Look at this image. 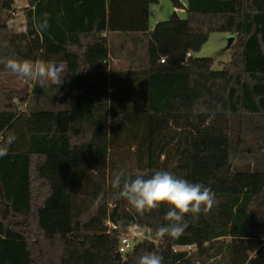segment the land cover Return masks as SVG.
Returning <instances> with one entry per match:
<instances>
[{
    "label": "trees",
    "instance_id": "obj_1",
    "mask_svg": "<svg viewBox=\"0 0 264 264\" xmlns=\"http://www.w3.org/2000/svg\"><path fill=\"white\" fill-rule=\"evenodd\" d=\"M28 2L16 32V0H0V61L68 74L29 89L0 63V264H264V0H171L188 17L154 30L157 0ZM212 33L235 36L220 71L194 57ZM120 169L203 184L213 207L160 237L168 206L139 214L112 187ZM135 226L152 238L120 253Z\"/></svg>",
    "mask_w": 264,
    "mask_h": 264
},
{
    "label": "clouds",
    "instance_id": "obj_2",
    "mask_svg": "<svg viewBox=\"0 0 264 264\" xmlns=\"http://www.w3.org/2000/svg\"><path fill=\"white\" fill-rule=\"evenodd\" d=\"M0 63L20 82L38 81L42 87L61 82L62 67L14 59ZM4 155L6 153L0 150V157ZM111 184L118 190L119 197L139 214L150 212L162 205L168 206L169 210L164 217L168 223L157 229L160 237L182 234L188 227L186 217L191 215L196 219L201 213L206 215L213 207L215 199V193L210 187L178 178L169 171H156L145 178L142 174L133 176L125 169H120L113 173ZM102 198L103 193L97 198V205ZM137 264H163V257L157 252L145 253L138 257Z\"/></svg>",
    "mask_w": 264,
    "mask_h": 264
},
{
    "label": "rangeland",
    "instance_id": "obj_3",
    "mask_svg": "<svg viewBox=\"0 0 264 264\" xmlns=\"http://www.w3.org/2000/svg\"><path fill=\"white\" fill-rule=\"evenodd\" d=\"M158 2L151 5V12H150V20H151V30L155 29V26L159 22L168 21L172 18L175 12H178L179 16L182 19H186L188 17L187 10L180 9L177 10L173 6L171 0H157ZM185 5H187L188 0H182ZM19 5H21V1L18 0ZM25 14L22 13L17 16L19 17L15 21L11 23V26L16 32H21L20 25L25 22ZM26 30V28H25ZM230 35L226 33H212L210 36L209 41L203 46L202 50L199 53H194V57H207L213 58L215 63L213 69L215 71H220L223 68V63H228L231 61L232 58V50L229 47V39ZM118 65L120 62H117ZM50 66L62 67V77L65 78L67 75V65L65 63H55L51 64ZM38 83V81H36ZM23 85L27 86L29 89L33 86V81H25ZM64 102H67V97L64 98ZM131 236V238L135 239V242L138 243L139 241L144 240L145 238H152L149 232L135 226L126 233ZM180 249L184 250H195L196 247H183Z\"/></svg>",
    "mask_w": 264,
    "mask_h": 264
},
{
    "label": "built area",
    "instance_id": "obj_4",
    "mask_svg": "<svg viewBox=\"0 0 264 264\" xmlns=\"http://www.w3.org/2000/svg\"><path fill=\"white\" fill-rule=\"evenodd\" d=\"M191 56H192V54L189 53L188 57H191ZM161 63L165 64L166 58L162 59ZM109 228H110V230L108 231V233H110L112 229H114V230L117 229V227L113 226L112 223H109ZM135 244H136L135 239L131 238L130 235H123V237L121 239L120 253L127 254L128 252H130L133 249Z\"/></svg>",
    "mask_w": 264,
    "mask_h": 264
},
{
    "label": "crops",
    "instance_id": "obj_5",
    "mask_svg": "<svg viewBox=\"0 0 264 264\" xmlns=\"http://www.w3.org/2000/svg\"><path fill=\"white\" fill-rule=\"evenodd\" d=\"M21 1V5H19V4H17L18 3V0H16V4H15V8L17 9V15L19 16L21 13L24 15V9H26V8H28L29 7V2H28V0H20ZM150 12H151V8H150V11H149V17H150ZM25 17V16H24ZM149 25H150V29H151V20L149 19ZM20 27H21V32H24L25 31V28H26V18H25V22L24 23H22L21 25H20ZM67 71H68V69H67ZM67 74H68V72H67ZM62 77V76H61ZM63 78V77H62ZM67 78V75H66V77L65 78H63V79H66ZM65 103V102H64ZM26 109V106H23L22 107V110H25Z\"/></svg>",
    "mask_w": 264,
    "mask_h": 264
},
{
    "label": "water",
    "instance_id": "obj_6",
    "mask_svg": "<svg viewBox=\"0 0 264 264\" xmlns=\"http://www.w3.org/2000/svg\"><path fill=\"white\" fill-rule=\"evenodd\" d=\"M229 39H230V41H229V47L231 48L232 45H233V43H234V41H235V36L230 35ZM60 102L61 103H64V101H60Z\"/></svg>",
    "mask_w": 264,
    "mask_h": 264
}]
</instances>
